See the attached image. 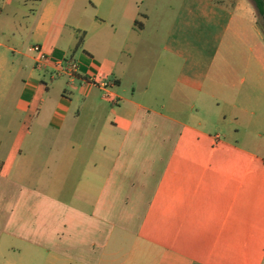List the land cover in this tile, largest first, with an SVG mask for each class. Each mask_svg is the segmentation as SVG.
<instances>
[{
  "label": "crops",
  "instance_id": "crops-1",
  "mask_svg": "<svg viewBox=\"0 0 264 264\" xmlns=\"http://www.w3.org/2000/svg\"><path fill=\"white\" fill-rule=\"evenodd\" d=\"M0 2V50L20 56L0 58V264H264L252 0Z\"/></svg>",
  "mask_w": 264,
  "mask_h": 264
},
{
  "label": "rangeland",
  "instance_id": "rangeland-1",
  "mask_svg": "<svg viewBox=\"0 0 264 264\" xmlns=\"http://www.w3.org/2000/svg\"><path fill=\"white\" fill-rule=\"evenodd\" d=\"M253 1V0H252ZM253 3H254V1H253ZM0 4H1V2H0ZM255 4V3H254ZM256 7V6H255ZM165 10L167 11L168 9L167 8H165ZM144 12H146V10L144 11ZM148 12V11H147ZM154 11H152L151 13H153ZM158 13H160V14H158ZM164 13V11L163 10H158V11H155V13H153V15H150V17H149V20L150 21H148L147 22V29H146V35H153V36H157V38H162L163 36H164V34H165V32L168 30V28H169V18H168V16H169V14H166V15H164L163 14ZM142 17V15L139 17V18H141ZM256 18H257V20H258V22H259V24L262 26V28H263V30H264V15H262V14H260L259 12H258V10H257V8H256ZM144 18H142V20H143ZM150 32H152L153 34H149ZM18 34H21V33H17V35L16 36H18ZM81 37L84 35V31H82L81 32ZM3 40V42H5L8 46H12L13 48H17V49H22V46H17V45H15L14 43H11V42H8V41H6L5 39H2ZM30 42V41H29ZM29 42H26V46L27 45H29L30 44V47L31 46H33V45H36V43H29ZM94 43V42H93ZM236 44V43H235ZM241 47L243 48V49H245V50H247L248 49V47L247 48H245L244 46H242V45H240V46H238V49H241ZM83 51V48H82V46H79V47H77L75 50H74V52L76 53V55L78 54V53H80V52H82ZM4 55V57H6V60L9 62V64H13L12 62H14V61H17V60H19L20 59V56L18 55V54H16L15 52H13V51H10V50H8V51H5V50H0V58H3L2 56ZM77 60V59H76ZM77 62H78V60H77ZM154 65H161V64H154ZM153 65V63L151 64V66H154ZM158 71V70H157ZM55 73V75H58L57 73L58 72H54ZM155 76H156V74H155ZM64 80H65V78H60V79H58L57 81H55V83L57 84V83H59L60 81H63L64 82Z\"/></svg>",
  "mask_w": 264,
  "mask_h": 264
},
{
  "label": "built area",
  "instance_id": "built-area-1",
  "mask_svg": "<svg viewBox=\"0 0 264 264\" xmlns=\"http://www.w3.org/2000/svg\"><path fill=\"white\" fill-rule=\"evenodd\" d=\"M29 50L34 53L35 62L37 66L47 65V63L49 62V55L41 45L39 44L33 45L29 48ZM55 67H56L55 68L56 72H58L57 73L58 75L66 74L70 77H74L75 73L79 69V64L75 60L64 59L58 61ZM87 82L92 84H98L102 88L103 96L105 98H111L115 102L118 101V97L113 90L114 84L110 80H107L106 78L101 77L100 75H95L92 76V78Z\"/></svg>",
  "mask_w": 264,
  "mask_h": 264
},
{
  "label": "trees",
  "instance_id": "trees-1",
  "mask_svg": "<svg viewBox=\"0 0 264 264\" xmlns=\"http://www.w3.org/2000/svg\"><path fill=\"white\" fill-rule=\"evenodd\" d=\"M258 12L264 15V0H253Z\"/></svg>",
  "mask_w": 264,
  "mask_h": 264
}]
</instances>
